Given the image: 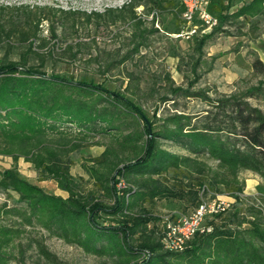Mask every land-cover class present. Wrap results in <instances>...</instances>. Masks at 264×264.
<instances>
[{
  "label": "trees",
  "instance_id": "obj_1",
  "mask_svg": "<svg viewBox=\"0 0 264 264\" xmlns=\"http://www.w3.org/2000/svg\"><path fill=\"white\" fill-rule=\"evenodd\" d=\"M140 4L134 0L119 10L94 15L98 20L110 15L113 18L108 21L115 24L125 20L126 12L127 20L139 29L145 25L134 12ZM153 4L158 7L161 1ZM231 7L232 0H210L208 12L218 25L208 34L199 35V29L189 37L197 55L191 64L194 79L187 88L169 80L168 90L174 97L205 101L208 108L196 114L158 117L154 110L149 116L135 98L101 84L43 74L28 66L25 54L19 61L0 60V155L31 163L39 181H54L67 194L66 198L47 194L16 168L0 171V190L16 193L24 204L0 208V219L10 216L22 226L0 223V264L14 259L13 245L26 228H39L88 255L116 259L118 264H264V200L262 207L250 204L243 216L228 210L225 219L234 228L225 224L197 234L179 253L164 251L161 239L147 228V211L136 212L154 200L178 197L161 184V177L193 180L198 186L207 180L210 187L221 186L236 202L245 187L242 172L264 181V111L251 104L252 100L264 102V64L255 57L251 65L261 79L227 96L211 99L204 91L192 90L204 48L224 25L264 20V0H247L235 11ZM183 11L181 6L179 13ZM147 33L152 31L144 28L133 54L146 47ZM22 36L26 42L37 39L35 31ZM32 45L29 42L28 52ZM96 135H107L114 142L83 165L94 185V191L83 194L69 172L68 154ZM163 142L185 154L164 149ZM205 160L215 166L209 167ZM119 182L125 185L121 189ZM238 207L239 203L231 208ZM37 248L46 260L52 258L42 243Z\"/></svg>",
  "mask_w": 264,
  "mask_h": 264
},
{
  "label": "rangeland",
  "instance_id": "obj_2",
  "mask_svg": "<svg viewBox=\"0 0 264 264\" xmlns=\"http://www.w3.org/2000/svg\"><path fill=\"white\" fill-rule=\"evenodd\" d=\"M133 1L0 0V60L19 61L25 54L28 66L43 74L85 80L101 84L110 91L123 92L125 96L135 98L149 116L154 110L158 117L174 112L196 114L206 110L205 101L174 97L168 90L169 80L174 86L187 88L194 79L191 64L197 55L191 39L187 37L193 27L184 22L183 12L179 13L180 0H160L158 7L153 4L155 0H135L141 4L135 7L134 12L145 21L139 29L127 20L126 12L123 14L125 20H118L115 24L108 21V18H113L110 15L100 20L94 15L119 10ZM245 1L232 0L231 11ZM253 23L258 24V28H253ZM144 28L152 33L146 34V47L133 54L134 44L139 41ZM221 30L205 46L197 70L198 79L192 87L194 91H204L211 99L255 85L261 77L254 72L251 63L258 57L264 64V20L227 23ZM34 31L37 39L23 40L22 33ZM211 31L199 32V35ZM29 42H33L31 52H28ZM164 97L171 101L161 102ZM251 104L264 111V102L252 100ZM112 142L114 140L107 135H96L68 154L69 172L83 194L94 191L83 165L99 157L105 146ZM162 147L176 154H185L170 143L163 142ZM205 162L209 167L215 166L213 161ZM10 168H16L23 178L47 194L67 197L54 181H39L31 163L22 158L14 162L10 157L0 155V171ZM240 178L244 180L245 187L240 201L236 202L221 186L210 187L207 180L198 186L193 180L161 177L158 179L161 184L178 193V197L154 200L143 204L136 212L140 213L141 209L147 211L150 218L147 228L157 240L162 238L166 221L190 216L201 204L222 203L228 206L221 217H218L220 213L208 215L204 220L206 227L221 228L228 224L227 227L234 228L225 219L228 210L243 216L250 204L262 207L264 200V181L248 171L242 172ZM237 203L240 207L231 208ZM2 206L11 208L24 204L19 203L16 193L0 190V208ZM98 222L104 223L102 220ZM0 223L22 227L18 219L6 215H2ZM242 228H247V225ZM38 243H42L52 255L50 260L41 255ZM12 252L14 259L9 264H118L116 259L88 255L39 228L24 229Z\"/></svg>",
  "mask_w": 264,
  "mask_h": 264
},
{
  "label": "built area",
  "instance_id": "obj_3",
  "mask_svg": "<svg viewBox=\"0 0 264 264\" xmlns=\"http://www.w3.org/2000/svg\"><path fill=\"white\" fill-rule=\"evenodd\" d=\"M180 3L184 8L182 13L184 22L193 27L189 30V35L187 33V37H190V35L199 29L201 33H205L218 25V19L208 12L210 0H180ZM124 186L122 182L117 184L118 189ZM227 209L228 206L222 203H213L212 205L201 204L190 216L176 221H166L161 238L164 251L169 253L183 251L187 242L195 235L206 234L212 231L211 228L204 225V220L208 215L225 212Z\"/></svg>",
  "mask_w": 264,
  "mask_h": 264
}]
</instances>
